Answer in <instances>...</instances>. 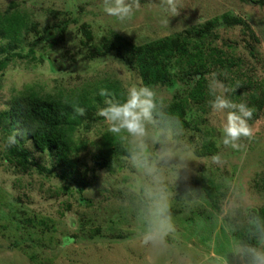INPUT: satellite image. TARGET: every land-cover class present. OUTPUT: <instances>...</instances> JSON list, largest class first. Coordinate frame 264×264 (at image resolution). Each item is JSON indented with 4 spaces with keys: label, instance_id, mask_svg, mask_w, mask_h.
I'll return each instance as SVG.
<instances>
[{
    "label": "rangeland",
    "instance_id": "rangeland-1",
    "mask_svg": "<svg viewBox=\"0 0 264 264\" xmlns=\"http://www.w3.org/2000/svg\"><path fill=\"white\" fill-rule=\"evenodd\" d=\"M257 1L179 0L170 16L161 0H138L132 18L117 22L102 0H0V14L15 9L19 23L0 47V59L9 58L0 69V264H245L240 239L264 207V3ZM146 44L141 60L137 47ZM134 83L159 100L143 140L113 135L97 115L106 99L100 89L123 101ZM220 84L253 110V137L238 149L223 145L226 113L209 105V86ZM28 92L76 111L66 156L54 166L5 119L11 100ZM13 134L28 151L25 165L9 155ZM160 197L171 231L143 245L159 225ZM256 243L264 251V235Z\"/></svg>",
    "mask_w": 264,
    "mask_h": 264
},
{
    "label": "clouds",
    "instance_id": "clouds-1",
    "mask_svg": "<svg viewBox=\"0 0 264 264\" xmlns=\"http://www.w3.org/2000/svg\"><path fill=\"white\" fill-rule=\"evenodd\" d=\"M167 11L174 16L178 14L179 0H161ZM138 0H102L103 12L113 17L117 22L130 20L134 11L138 10ZM99 95L106 97L103 106L98 108L97 115L104 118L108 131L113 135L126 134L137 140H143L147 135V125L152 121L154 111L157 108L158 97L156 92L149 86L143 84H132L126 89L123 101L114 100L106 89H100ZM209 101L210 108L215 113H226L224 123L220 129L222 143L224 146L238 149L242 138L251 139L253 130L248 124L253 110L245 103H235L227 98V89L222 84L210 85ZM83 113V110H78ZM17 135L13 134L7 138V145L14 146ZM214 163H221L219 155L213 157ZM156 215L159 225L149 229L142 238L143 245L156 246L164 240L171 226L166 215L167 208L163 203V197L156 203ZM250 264H264V251L252 249L249 252ZM151 264V262H149Z\"/></svg>",
    "mask_w": 264,
    "mask_h": 264
},
{
    "label": "trees",
    "instance_id": "trees-1",
    "mask_svg": "<svg viewBox=\"0 0 264 264\" xmlns=\"http://www.w3.org/2000/svg\"><path fill=\"white\" fill-rule=\"evenodd\" d=\"M257 2L263 4L264 0H258ZM12 11L11 13L0 14L2 16L0 19V47H7L10 44V42H7L8 39L17 36L16 31L18 32L17 25L19 23L13 18L17 10L13 9ZM10 31H15L13 37L9 33ZM151 46L152 44H146L137 47L138 58L143 60V55L151 50ZM170 47H172V44L165 48V54L169 53ZM8 59V57L0 59V69L7 64ZM130 64L133 65L134 63L130 62ZM140 65L141 69L145 68L142 62ZM158 73L159 71L157 70L153 71V75H158ZM75 115L76 111H74V107L70 103L61 102L53 97L42 96L33 92L20 93L15 96L4 112L5 119L10 124V127L25 134L38 151L46 152L52 159L53 166L54 160H60L66 156L69 143H71L69 131H71V123ZM9 155L12 156L11 158L16 159L18 163H23L24 165L29 163L28 151L18 141L12 147V152ZM95 158L99 166L102 167L107 164L105 159L107 155L105 153H100ZM32 163L40 167L38 163ZM250 216L251 220L240 239L245 264H250V250L257 249V237L264 235V207L257 212H253ZM74 239V235H65L64 242L69 243L74 241Z\"/></svg>",
    "mask_w": 264,
    "mask_h": 264
}]
</instances>
